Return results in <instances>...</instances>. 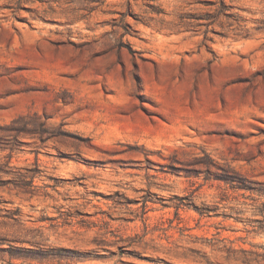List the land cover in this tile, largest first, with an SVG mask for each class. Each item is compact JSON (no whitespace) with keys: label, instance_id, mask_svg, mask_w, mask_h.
<instances>
[{"label":"rangeland","instance_id":"374dc122","mask_svg":"<svg viewBox=\"0 0 264 264\" xmlns=\"http://www.w3.org/2000/svg\"><path fill=\"white\" fill-rule=\"evenodd\" d=\"M0 264H264V0H0Z\"/></svg>","mask_w":264,"mask_h":264}]
</instances>
